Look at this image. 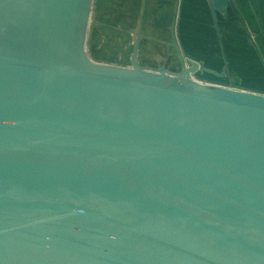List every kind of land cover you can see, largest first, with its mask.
Masks as SVG:
<instances>
[{"label": "water", "instance_id": "obj_1", "mask_svg": "<svg viewBox=\"0 0 264 264\" xmlns=\"http://www.w3.org/2000/svg\"><path fill=\"white\" fill-rule=\"evenodd\" d=\"M223 69L96 62L97 0H0V264H264V94Z\"/></svg>", "mask_w": 264, "mask_h": 264}, {"label": "crops", "instance_id": "obj_2", "mask_svg": "<svg viewBox=\"0 0 264 264\" xmlns=\"http://www.w3.org/2000/svg\"><path fill=\"white\" fill-rule=\"evenodd\" d=\"M105 1L100 0V9ZM118 7L120 8L119 5ZM149 10L152 11V8L147 7V12ZM101 17L102 13L98 17L99 22L102 20ZM152 17L153 20L146 19L145 40L156 43L160 41L157 39L168 38V34L169 38L179 40L178 48L181 46L183 53H186L187 49L184 40L198 44L196 47H202L205 43L206 58L200 62L217 71L223 69L221 51L207 0H174L170 7L164 2L157 14L153 13ZM219 21L224 50L229 61L230 77L218 80L209 75L204 76L208 77L207 80L217 81L225 86L231 85L264 94V0H232L227 15L221 16ZM121 24L119 23L118 27L122 26ZM140 31L139 24L138 30L136 29L138 35L135 38L138 42ZM158 33H163L164 36H158ZM139 48L140 45L138 56ZM180 53L182 54L181 51ZM236 57H239L238 62L235 60Z\"/></svg>", "mask_w": 264, "mask_h": 264}, {"label": "rangeland", "instance_id": "obj_3", "mask_svg": "<svg viewBox=\"0 0 264 264\" xmlns=\"http://www.w3.org/2000/svg\"><path fill=\"white\" fill-rule=\"evenodd\" d=\"M113 1H116L113 3ZM147 0L148 8H152V11L146 13L147 21L153 20L152 14L158 12L159 8L167 2V7H170L174 0ZM120 6V8L118 7ZM134 5L135 11L139 10V0H106L101 9L102 20L96 25L91 26L88 33V50L92 56V59L96 62L103 64H116L118 66L127 67L130 66V57L133 51L132 40L121 33L114 31L118 27L119 23L130 26L128 22L123 23V20L127 17V9H132ZM134 11V12H135ZM151 11V12H150ZM130 13V12H129ZM131 14V13H130ZM169 15V14H168ZM171 15V14H170ZM126 16V17H125ZM133 15H131L132 17ZM137 16H134V18ZM155 20V19H154ZM158 36H164V34H157ZM157 39L160 41L152 42L143 40L141 42V52L139 54V62L142 67H148L154 70L159 69V66L164 65L166 69L179 72L182 69V61L188 65V61L199 63L200 60L206 58L207 47L204 43L202 47H196L198 44L191 43V41H185L184 44L186 53H183L179 40H173L169 38ZM176 39V36H175ZM175 43L177 46H175ZM177 47V48H176ZM182 52V54L180 53ZM239 57H236L238 62ZM198 78L208 77L197 75Z\"/></svg>", "mask_w": 264, "mask_h": 264}, {"label": "flooded vegetation", "instance_id": "obj_4", "mask_svg": "<svg viewBox=\"0 0 264 264\" xmlns=\"http://www.w3.org/2000/svg\"><path fill=\"white\" fill-rule=\"evenodd\" d=\"M139 1H140V7H139L138 11H135L134 5L132 6V9L126 10L128 12V14L126 15L127 17L125 16L126 18H125V20H123V23L128 22L131 25L126 26V25L121 24L122 26H119L118 28L114 29V31H116L117 33H121L124 36L130 38L132 40V44H131V46H132L135 42L136 35H138V33L136 32V29L138 30V25L140 24L141 25L140 41H139V45H140L139 54H140L141 42L143 40H145L144 37L146 35L145 34V28H146L145 25H146V19L147 18L145 15L147 13V7L148 6H147V0H139ZM114 2H116V1H113V3ZM123 2H125V0H123ZM133 2H134V0H133ZM100 6H101L100 0L99 1L97 0L96 7L94 8L95 12L92 14L93 22L90 23L89 29L91 26H96L99 23L98 17L100 14ZM136 13H137V16L134 18ZM131 15H133V16L131 17ZM88 33H89V30H88ZM87 45H88V38H87ZM87 49H88V47H87ZM138 60H139V56H138ZM159 68H165V66L162 65L161 67L159 66Z\"/></svg>", "mask_w": 264, "mask_h": 264}]
</instances>
